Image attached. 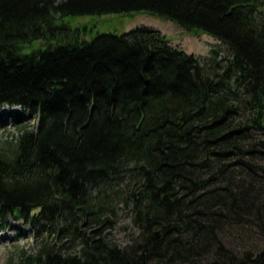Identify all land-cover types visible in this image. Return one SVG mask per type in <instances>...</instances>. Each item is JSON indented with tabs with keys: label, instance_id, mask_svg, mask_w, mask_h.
I'll use <instances>...</instances> for the list:
<instances>
[{
	"label": "trees",
	"instance_id": "trees-1",
	"mask_svg": "<svg viewBox=\"0 0 264 264\" xmlns=\"http://www.w3.org/2000/svg\"><path fill=\"white\" fill-rule=\"evenodd\" d=\"M140 12L225 59L66 21ZM3 105L36 120L0 141L1 229L37 240L7 264H264V0H0Z\"/></svg>",
	"mask_w": 264,
	"mask_h": 264
},
{
	"label": "rangeland",
	"instance_id": "rangeland-1",
	"mask_svg": "<svg viewBox=\"0 0 264 264\" xmlns=\"http://www.w3.org/2000/svg\"><path fill=\"white\" fill-rule=\"evenodd\" d=\"M66 21L72 26L87 25L89 31L85 33V39H90L97 32H113L119 34L135 26L145 25L159 30L161 34L166 36L170 43L199 58L208 55L210 48L213 46L220 48L221 52L224 54V59L226 55L225 46L212 36L206 33L195 35L179 27L170 20L162 19L145 12L83 15L68 17ZM37 44H40V42H37ZM26 50H28V48ZM2 107L4 106H1V108ZM8 109V111L0 113V141L6 136L14 133L18 125L22 123L33 125L35 123V120L30 118L27 113L21 112L20 109ZM114 208L116 211L117 223L113 228H107L106 231L113 240L123 245L129 241L132 235L137 233V229L131 224L129 207H125L122 202H118L117 205L114 204ZM12 225H14V228H12ZM259 241L260 239L256 238L254 243L257 244ZM56 242L62 244L65 242V239ZM235 244L239 248H242L241 243ZM21 246L28 250H35L37 240L32 228L30 226H25L20 221H10L9 227L4 229H1L0 225V264H7L9 257L15 249ZM244 247L246 246H243V248Z\"/></svg>",
	"mask_w": 264,
	"mask_h": 264
},
{
	"label": "bare ground",
	"instance_id": "bare-ground-1",
	"mask_svg": "<svg viewBox=\"0 0 264 264\" xmlns=\"http://www.w3.org/2000/svg\"><path fill=\"white\" fill-rule=\"evenodd\" d=\"M4 107H0V109H1V111H0V113L1 112H4V111H8L9 109L8 108H12V109H16V108H18V109H20L19 107H17V106H9V105H3ZM21 110V109H20ZM21 112H23L22 110H21ZM23 113H27V112H23ZM28 114V113H27ZM29 115V114H28ZM29 117L30 118H32L33 119V117H31L30 115H29ZM34 120V119H33ZM35 122H36V120H35Z\"/></svg>",
	"mask_w": 264,
	"mask_h": 264
},
{
	"label": "water",
	"instance_id": "water-1",
	"mask_svg": "<svg viewBox=\"0 0 264 264\" xmlns=\"http://www.w3.org/2000/svg\"><path fill=\"white\" fill-rule=\"evenodd\" d=\"M221 58H223V55H221ZM18 211H19V209H17L16 215H18Z\"/></svg>",
	"mask_w": 264,
	"mask_h": 264
}]
</instances>
